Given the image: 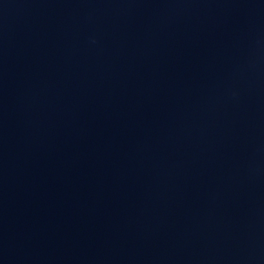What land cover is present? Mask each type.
<instances>
[{
  "label": "water",
  "instance_id": "1",
  "mask_svg": "<svg viewBox=\"0 0 264 264\" xmlns=\"http://www.w3.org/2000/svg\"><path fill=\"white\" fill-rule=\"evenodd\" d=\"M0 264H264V43L125 69L0 123Z\"/></svg>",
  "mask_w": 264,
  "mask_h": 264
}]
</instances>
